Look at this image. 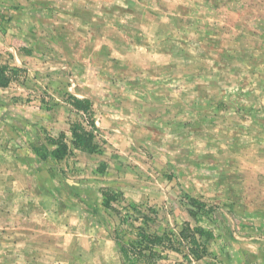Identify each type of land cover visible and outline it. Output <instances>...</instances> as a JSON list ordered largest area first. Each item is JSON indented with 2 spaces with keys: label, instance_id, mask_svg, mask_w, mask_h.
<instances>
[{
  "label": "rangeland",
  "instance_id": "374dc122",
  "mask_svg": "<svg viewBox=\"0 0 264 264\" xmlns=\"http://www.w3.org/2000/svg\"><path fill=\"white\" fill-rule=\"evenodd\" d=\"M23 31L32 71L0 90V264H145L121 254L141 230L177 248L151 264H264V0H0V48ZM67 88L89 115L60 108ZM74 121L99 150L54 159ZM186 223L212 232L199 259Z\"/></svg>",
  "mask_w": 264,
  "mask_h": 264
},
{
  "label": "trees",
  "instance_id": "16d2710c",
  "mask_svg": "<svg viewBox=\"0 0 264 264\" xmlns=\"http://www.w3.org/2000/svg\"><path fill=\"white\" fill-rule=\"evenodd\" d=\"M20 71L21 68H9L5 64H0V87H7L17 78V74ZM72 104L76 110L86 112L89 109L90 103L87 100H81L74 97ZM89 125L91 127L90 130H87L83 123L79 121H74L69 125L71 146L65 142L64 132H60L57 137L49 136L47 142L52 146L49 150V155L54 159H60L72 150H79L87 153L97 152L99 150V145L94 140L95 135L93 133L96 126L92 121L89 122ZM196 234L204 237L206 240L212 238V232L203 230L200 227L192 228L187 223L179 232L182 241L189 245L190 252L195 258L199 259L201 258L199 249L202 245L196 237ZM157 247L161 248V250L177 249L171 238L167 237L166 234H147L141 230L140 232H137L136 240L121 244V254L126 262H143L145 264H151L153 263L154 258L161 257L160 250H156ZM202 250H205L204 246H202Z\"/></svg>",
  "mask_w": 264,
  "mask_h": 264
},
{
  "label": "crops",
  "instance_id": "0c3cea01",
  "mask_svg": "<svg viewBox=\"0 0 264 264\" xmlns=\"http://www.w3.org/2000/svg\"><path fill=\"white\" fill-rule=\"evenodd\" d=\"M3 1V0H1ZM16 33H18V31H16ZM25 34V38H21L18 39V43L19 44H12L10 45V43H7V45H5L4 43L1 42V45L5 46L3 48H0V64H5L7 65L9 68H20V67H25L28 69H31V66L33 65V59L36 56V49L38 48V46L35 44V42L32 40L33 38V34H30V31H23V35ZM8 37H12L11 35H8ZM13 38V37H12ZM10 39V38H9ZM8 38H6L7 42H11L12 40H9ZM15 39V38H13ZM32 40V41H31ZM14 41V40H13ZM16 41V40H15ZM6 48V50H4ZM32 71V69H31ZM34 71V70H33ZM17 82V78L15 80H13L7 87H0V90L3 91H8L9 88L11 86H15ZM12 90V89H11ZM67 94H62L64 96L65 102L63 103L64 106L60 107L63 110L69 111L72 115L76 116L77 119L79 120L80 117H86L87 115H89L91 113L92 110V98L91 96L87 95V94H81L79 92H73L70 88H67ZM47 93H50L51 96H58L59 93L55 92L53 90H46ZM10 93V92H8ZM79 98L81 100H87L89 101V109L85 112L82 110H76L73 106V98ZM64 112V111H63ZM50 113V112H49ZM48 115V112H47ZM64 115L58 116L57 115V119H55L53 117V114H51L50 116H48V120L49 121H55V122H64ZM94 140H96V136L94 138ZM68 143V141H66ZM91 154V153H88Z\"/></svg>",
  "mask_w": 264,
  "mask_h": 264
}]
</instances>
